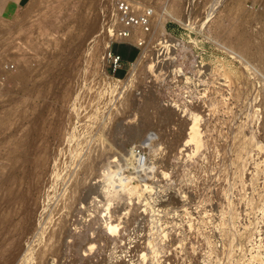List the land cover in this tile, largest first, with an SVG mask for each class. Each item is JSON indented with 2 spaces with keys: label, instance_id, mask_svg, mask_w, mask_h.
<instances>
[{
  "label": "rangeland",
  "instance_id": "374dc122",
  "mask_svg": "<svg viewBox=\"0 0 264 264\" xmlns=\"http://www.w3.org/2000/svg\"><path fill=\"white\" fill-rule=\"evenodd\" d=\"M6 1L0 219L20 213V195L32 208L57 190L92 264H264V0H143L151 30L133 37L144 51L112 45L115 73L105 53L116 0H22L2 15ZM131 149L142 163L116 178L109 166ZM12 248L0 230V264L15 263Z\"/></svg>",
  "mask_w": 264,
  "mask_h": 264
},
{
  "label": "bare ground",
  "instance_id": "6f19581e",
  "mask_svg": "<svg viewBox=\"0 0 264 264\" xmlns=\"http://www.w3.org/2000/svg\"><path fill=\"white\" fill-rule=\"evenodd\" d=\"M56 1V0H55ZM59 1V0H58ZM58 1H57V3H58ZM59 5V4H58ZM61 5V4H60ZM68 6V5H67ZM66 7V6H65ZM64 8V7H63ZM70 8V7H69ZM59 9V8H58ZM57 9V10H58ZM56 10V11H57ZM61 10H64V9H62V6H61ZM58 13V12H57ZM64 13H65V11H64ZM67 13V12H66ZM56 14V13H55ZM61 14V13H60ZM62 15H63V12H62ZM58 16V15H57ZM56 17V16H55ZM66 17V15H64V18ZM60 18V17H59ZM52 19V18H51ZM57 19V18H56ZM72 19V18H71ZM62 20H63V18H62ZM80 22V21H79ZM79 22H77V24L79 23ZM82 22V21H81ZM52 23V22H51ZM51 23H49V24H51ZM72 24V23H71ZM80 24V23H79ZM26 25V24H25ZM53 25V24H52ZM73 25H74V23H73ZM83 25V24H82ZM68 26V25H67ZM55 27V26H54ZM71 27V26H70ZM28 28V27H27ZM57 28V27H56ZM36 29V28H35ZM69 29V28H68ZM77 29V28H76ZM76 29H74V32H75V30ZM222 29V28H221ZM40 31V30H39ZM222 31V30H221ZM35 32V31H34ZM61 32V31H60ZM230 32H232V31H230ZM58 33H59V31H58ZM73 33V32H72ZM150 33V32H149ZM149 33H147V34H149ZM60 34V33H59ZM38 35V34H37ZM72 35V34H71ZM58 36V35H57ZM145 36V35H144ZM1 37V36H0ZM21 37V36H20ZM24 37V36H23ZM36 37V36H35ZM229 37V36H228ZM4 39V38H3ZM37 39H38V37H37ZM47 39V38H46ZM53 39V38H52ZM49 40V39H48ZM54 40V39H53ZM34 41V40H33ZM38 41V40H37ZM40 41V40H39ZM43 41V40H42ZM44 42V41H43ZM1 43V42H0ZM40 43V42H39ZM38 43V44H39ZM46 43V42H45ZM44 44V43H43ZM42 44V45H43ZM48 44H49V42H48ZM47 43H46V45H48ZM236 44V43H235ZM40 45V44H39ZM45 45V44H44ZM236 46V45H235ZM38 47V46H37ZM38 48H40V47H38ZM44 49V48H43ZM46 49V48H45ZM44 49V50H45ZM142 49V51H141V53L144 51V48H141ZM47 50V49H46ZM107 50H108V46H107ZM246 51L248 50L247 48L245 49ZM245 51V52H246ZM43 52V51H42ZM45 53H46V51H45ZM44 54V53H43ZM248 54V53H247ZM46 55V54H45ZM39 57V56H38ZM47 58V57H46ZM39 60H40V58H38ZM46 60V59H45ZM42 62V61H41ZM36 63V62H35ZM45 64V63H44ZM38 66V68H39V65H37ZM136 66H137V62L135 63H132L131 64V66H130V70H129V72H128V75H127V77H126V79H125V81L127 80V79H129L132 75H133V73L135 72V69H136ZM21 67V66H20ZM31 69V68H30ZM29 69V70H30ZM29 70H28V72H29ZM32 70H33V68H32ZM32 70H30V72L32 71ZM22 71H24V70H22ZM26 74V73H25ZM31 74V73H30ZM27 75V74H26ZM24 76V75H23ZM18 77V76H17ZM224 77V76H223ZM25 79V78H24ZM22 80V79H21ZM26 81V80H25ZM22 82V81H21ZM225 82V81H224ZM23 83V82H22ZM118 83H123V81H119L118 80ZM170 119V118H169ZM3 121V120H2ZM0 123H1V121H0ZM195 125H196V123H194ZM195 125H194V127L193 128H196L195 127ZM197 131V130H196ZM86 137V136H85ZM158 139V138H157ZM172 140V139H171ZM168 143V142H167ZM43 146V145H42ZM40 148H41V146H40ZM152 148V147H151ZM42 149V148H41ZM124 150V149H123ZM102 152V151H101ZM122 152V151H121ZM40 153V152H39ZM96 153H98V152H96ZM41 154V153H40ZM119 154H120V152H119ZM22 155V154H21ZM42 155V154H41ZM46 156V155H45ZM23 157V156H22ZM96 158V157H95ZM101 158V157H100ZM92 159V158H91ZM104 159V158H103ZM110 159V158H109ZM120 160L118 161V165H119V167L118 168H115V167H117V166H115L114 164H113V161L111 162L113 165H110L109 167H111V166H114V169H115V171H116V178H117V176L120 174V171L122 170L121 168H123L124 167V169H126V167L130 164V162L131 161H136V163H138V164H140V162H141V157L140 156H138V155H135L134 154V152H133V149H131V150H129V151H124L121 155H120V158H119ZM113 160H115V159H113ZM42 161V160H41ZM143 161V160H142ZM114 162H116V161H114ZM55 163V162H54ZM122 163V165H120ZM142 163V162H141ZM92 164V166H93V163H91ZM90 164V165H91ZM133 164V163H132ZM151 164V163H150ZM51 165V164H50ZM86 165V164H85ZM84 165V166H85ZM88 165V166H87ZM87 167H88V169H87V171H89V163H87ZM108 165V164H107ZM116 165H117V163H116ZM137 165V164H136ZM52 166V165H51ZM130 166H132V165H130ZM143 166V165H142ZM53 167V166H52ZM148 167V166H147ZM15 168V167H14ZM41 168V167H40ZM92 168V167H91ZM49 169V168H48ZM82 169H84V168H82ZM114 169H111L112 171H114ZM117 169H119L120 171H117ZM134 169V168H133ZM50 170V169H49ZM48 170V171H49ZM91 170L92 169H90V171L89 172H87L85 169L83 170V171H86L87 173H90L91 172ZM93 170H94V168H93ZM92 170V171H93ZM53 171V170H52ZM82 171V172H83ZM85 172V174L87 175H85L84 174V176L85 177H88L89 175L87 174ZM54 173V172H53ZM60 173V172H59ZM84 173V172H83ZM113 173V172H112ZM57 174V173H56ZM81 174V173H80ZM91 174V173H90ZM94 174V173H93ZM4 175V174H3ZM6 175V174H5ZM36 175V174H35ZM121 175V174H120ZM14 176V175H13ZM56 176H58L59 177V175H56ZM93 177H94V175H92ZM113 177V176H112ZM114 177V178H115ZM43 178V177H42ZM81 178V177H80ZM84 178V177H83ZM109 178L110 179H108V177L107 178H105L106 180L108 179V182L106 183L107 184V186L108 185H111V183H113L114 181H113V179H111V177L109 176ZM115 178V179H116ZM57 179V178H56ZM82 179V178H81ZM45 180V179H44ZM80 180V179H79ZM5 182H8L9 181V178L7 177L5 180H4ZM21 181V180H20ZM46 181V180H45ZM119 181V180H118ZM38 182V181H37ZM78 182V181H77ZM81 182V181H80ZM79 182V183H80ZM83 182H85L84 181V179L82 180V184H84ZM106 182V181H105ZM117 182V181H116ZM109 183V184H108ZM21 184V183H20ZM53 185V184H52ZM72 185V187H73V184H71ZM78 185V184H77ZM87 185V184H86ZM14 186V185H13ZM21 186V185H20ZM76 186V185H75ZM79 186H80V184H79ZM82 186V185H81ZM84 187V189H85V187L86 186H83ZM91 187V186H90ZM101 187V186H100ZM100 187H98L99 189H100ZM119 187V186H118ZM38 188V187H37ZM79 188V190H80V192H83V191H81V189L82 188H80V187H78ZM106 188V187H105ZM53 189H55V188H53ZM72 189H74V188H72ZM76 189L77 188H75V191H76ZM88 189V188H87ZM17 190V189H16ZM78 190V189H77ZM101 190V192L104 190V189H100ZM34 191V190H33ZM57 191V190H56ZM55 190L53 191H50V192H48L47 191V193L45 194L46 196L45 197H43V203H44V201H46V204H35L34 203V207H32V208H30V206H29V204L27 203V201L25 200V197H24V195H20L19 196V203H21V206H20V209L19 210H21L20 211V213L19 214H17V212L16 213H14L13 215H10L8 218L6 217V218H4V219H0V230H3V236L5 235V239L8 241H10V243L12 244V246H13V251H12V253L10 254V255H12V257H11V259H13V261L16 263V262H18L19 264H24V262H25V264H47L46 263V261H47V258L48 257H51V258H53V257H59L60 259L62 258V257H64L63 256V253L65 252V249H67V248H69L70 249V252H72V254L73 255H77V258H76V256H75V258L74 257H72V259H69V260H71L70 261V264H92L93 263V257H92V254L94 253H88V252H91L90 251V247L88 248L89 249V251L87 252V251H85V249L84 250H82V249H79V250H76L75 249V246H78L79 245V242H76L75 240L77 239V234L79 233V230H78V228H77V226H78V223H76V226H73V225H75L74 223H73V225L71 226V223H70V219H67V217H66V219L64 218V216L62 217V216H60V211H61V209H71L72 208V206H73V204L71 205V203H72V201L70 202V204H69V206H67V205H63V206H61V208L59 207V208H56L55 207V205H56V200H54V198L55 197H57V195L54 197V193H52V192H56ZM74 191V190H73ZM85 191V190H84ZM70 192V191H69ZM78 192V191H77ZM86 192H88V190L86 191ZM89 192H90V190H89ZM100 192V193H101ZM33 193V192H32ZM57 193H58V191H57ZM73 193H76V192H73ZM103 193H104V191H103ZM35 194V193H34ZM52 194V195H51ZM56 194V193H55ZM71 194V193H70ZM79 194H81V193H79ZM78 194V195H79ZM99 194V193H98ZM104 194H106V196H108V192H106V190H105V193ZM13 195V194H12ZM59 195V194H58ZM77 195V196H78ZM85 195H89V194H85ZM101 195H102V193H101ZM109 195H110V193H109ZM111 195H112V193H111ZM110 195V196H111ZM75 196V195H74ZM96 196V195H95ZM100 196V195H99ZM106 196H104L105 198H106ZM32 197H33V195H32ZM109 197V196H108ZM108 197H107V199H108ZM112 197V196H111ZM114 197V196H113ZM58 199H59V196L57 197ZM65 198V197H64ZM76 198H78V197H76ZM110 198V197H109ZM90 199V198H89ZM92 199V198H91ZM90 199V200H91ZM98 200H99V198H97ZM111 199V201H113L112 200V198H110ZM41 200V199H40ZM71 200V199H70ZM74 200V199H73ZM80 200V199H79ZM93 200L94 201H96L94 198H93ZM58 201V200H57ZM75 201H77V200H75ZM75 201H73V202H75ZM100 201V200H99ZM98 201V202H99ZM107 201V200H106ZM105 201V202H106ZM110 200H109V202H111ZM36 202V201H35ZM90 202V201H89ZM88 202V203H89ZM103 202V201H102ZM108 202V203H109ZM59 203V202H58ZM78 203V202H77ZM87 203V202H86ZM97 203V202H96ZM100 203V202H99ZM107 203V202H106ZM106 203H104L103 202V204L104 205H102V206H104V208L107 206V204ZM182 203V202H181ZM61 204V203H60ZM79 204V203H78ZM102 204V203H101ZM101 204L99 205V206H101ZM111 204V203H110ZM20 205V204H19ZM62 205V204H61ZM84 205V204H83ZM83 205H81V206H83ZM91 205V204H90ZM89 205V206H90ZM106 205V206H105ZM15 206V205H14ZM18 206V205H17ZM78 206V205H77ZM86 206V205H85ZM108 206H109V204H108ZM79 207H80V205H79ZM79 207H78V210H79ZM91 207V206H90ZM9 208V207H8ZM7 208V209H8ZM30 208V209H29ZM86 208H87V206H86ZM96 208V207H95ZM95 208H93V206H92V211H93V209H94V212H95ZM101 208V207H100ZM100 208H98V209H100ZM103 208V209H104ZM13 209V208H12ZM3 210V209H2ZM80 210H81V207H80ZM80 210L78 211V213L80 212ZM82 210H84V208L82 209ZM88 209H85V211H87ZM90 210V209H89ZM101 210V209H100ZM106 210V209H105ZM107 210H109L108 208H107ZM1 211V210H0ZM73 211V210H72ZM76 211V210H75ZM98 211V210H97ZM95 212V213H98V212ZM102 211L103 210H101L100 212H101V214H103L102 213ZM8 212V211H7ZM15 212V211H14ZM25 212H27V214L26 215H23L22 216V214L23 213H25ZM64 212V211H63ZM71 212V211H70ZM82 212V211H81ZM90 212V211H89ZM100 212H99V214H100ZM110 213H108L109 214V216L112 214L111 213V211H109ZM66 213H69V212H66ZM83 213V212H82ZM106 213V212H105ZM9 214V213H8ZM72 214V213H71ZM87 214V213H86ZM93 214V213H92ZM66 215H68V214H66ZM94 215V217L96 216L95 214H93ZM93 215H92V217H93ZM105 215V214H104ZM103 215V216H104ZM97 216H99L98 214H97ZM101 217H102V215H100ZM100 216L99 217H95V218H100ZM109 216H108V218H109ZM112 216V215H111ZM84 217V216H83ZM88 217H90L91 218V215L89 216V214H88ZM113 217V216H112ZM116 217V216H115ZM74 218V217H73ZM105 218V217H104ZM106 218H107V216H106ZM92 219V223H93V221L95 220H93V218H91ZM91 219H85L86 221H87V223H90V222H88L89 220L91 221ZM96 219V220H97ZM100 219H98V221H99ZM108 220V219H107ZM73 221V220H72ZM78 221V220H77ZM81 221H82V219H81ZM85 221V222H86ZM98 221L96 222V223H98ZM101 221H104V219L103 220H101ZM84 222V221H83ZM84 222V223H85ZM106 222V221H105ZM108 222V221H107ZM110 222V221H109ZM112 222V221H111ZM86 223V224H87ZM92 223H90V225L92 224ZM99 223H100V221H99ZM80 224V223H79ZM82 224V223H81ZM107 224V223H106ZM83 225V224H82ZM81 225V226H82ZM90 225H87L88 227L90 226ZM94 223H93V227H94ZM85 226V225H84ZM86 226V227H87ZM92 226V225H91ZM90 226V227H91ZM109 226H111V223L109 224ZM85 227V228H86ZM88 227H87V229H88ZM93 227L91 228V229H93ZM95 228V227H94ZM83 229V228H82ZM90 229V228H89ZM102 229V228H101ZM100 229V230H101ZM94 230V229H93ZM93 230H92V232H93ZM97 230V229H96ZM95 230V231H96ZM83 231V230H82ZM86 231H88V230H86ZM108 231V230H107ZM84 232V231H83ZM89 232V231H88ZM103 232H105V231H103ZM95 233V232H94ZM111 233V232H110ZM81 234V233H80ZM84 234H85V232H84ZM97 234V233H96ZM96 234H94L93 236L95 237V235ZM2 235V234H1ZM92 236V238L94 239V237ZM75 237H76V239H75ZM103 237V236H102ZM88 238V237H87ZM86 238V239H87ZM83 239V238H82ZM82 239L80 240V241H82ZM85 239V238H84ZM83 239V240H84ZM88 239H90V238H88ZM105 239V238H104ZM68 240V241H67ZM78 240H79V238H78ZM85 241V240H84ZM86 241H88V240H86ZM93 241V240H92ZM95 241V240H94ZM93 241V243H95ZM98 241H100V240H98ZM68 242V243H67ZM75 242H76V244H78V245H76L75 244ZM91 242V241H90ZM106 242V241H105ZM92 243V242H91ZM92 243V244H93ZM33 244H35V245H33ZM80 244H82V243H80ZM86 244H88V243H86ZM96 244V243H95ZM107 244V243H106ZM83 245V244H82ZM81 245V246H82ZM100 245V244H99ZM80 246V245H79ZM82 247H84V246H82ZM82 247H79V248H82ZM93 247H94V245H93ZM92 247V248H93ZM95 247H96V245H95ZM94 247V248H95ZM91 248V249H92ZM87 249V250H88ZM94 250V249H93ZM76 251V252H75ZM8 254H9V252H7ZM67 253H69V252H67ZM81 253H82V258H81ZM114 254V253H113ZM133 254V253H132ZM67 255V254H66ZM116 254H114L113 256H115ZM112 256V255H111ZM110 256V257H111ZM7 257H10L9 255L7 256ZM6 257V258H7ZM84 257H86V258H84ZM132 257H134V256H132ZM111 258H113V257H111ZM10 259V260H11ZM7 260H8V258H7ZM57 260V259H56ZM12 261V262H13ZM54 261V260H53ZM63 261V260H62ZM107 261V260H106ZM126 261V260H125ZM129 261V260H128ZM128 261H126V262H128ZM135 261H136V259H135ZM50 262V261H49ZM56 262V261H55ZM60 262V261H59ZM130 262V261H129ZM14 263V264H15ZM58 263V262H57ZM131 264H132V261L130 262ZM129 263V264H130ZM135 263V262H134ZM9 264H11L10 262H9ZM60 264V263H59ZM67 264H69V263H67ZM121 264V263H120ZM124 264V263H123Z\"/></svg>",
  "mask_w": 264,
  "mask_h": 264
},
{
  "label": "built area",
  "instance_id": "2783aa9c",
  "mask_svg": "<svg viewBox=\"0 0 264 264\" xmlns=\"http://www.w3.org/2000/svg\"><path fill=\"white\" fill-rule=\"evenodd\" d=\"M152 16V8L145 6L143 0L115 1V24L112 29V39L105 53L108 66L113 73L121 68L122 60L119 55L112 52V45L125 43L141 50L145 46V41L141 37L134 38L133 35L136 29L144 34L149 33L151 30L150 21Z\"/></svg>",
  "mask_w": 264,
  "mask_h": 264
},
{
  "label": "crops",
  "instance_id": "0c3cea01",
  "mask_svg": "<svg viewBox=\"0 0 264 264\" xmlns=\"http://www.w3.org/2000/svg\"><path fill=\"white\" fill-rule=\"evenodd\" d=\"M21 1L22 0H8V1H6V3H4V5L1 9V14L5 15V13L8 12L9 8L13 7L12 9H16ZM10 6H12V7H10Z\"/></svg>",
  "mask_w": 264,
  "mask_h": 264
}]
</instances>
